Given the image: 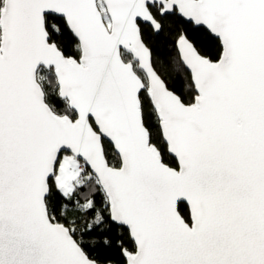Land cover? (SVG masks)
Returning a JSON list of instances; mask_svg holds the SVG:
<instances>
[{
  "label": "snow or ice",
  "instance_id": "obj_1",
  "mask_svg": "<svg viewBox=\"0 0 264 264\" xmlns=\"http://www.w3.org/2000/svg\"><path fill=\"white\" fill-rule=\"evenodd\" d=\"M0 264H264V0H0Z\"/></svg>",
  "mask_w": 264,
  "mask_h": 264
}]
</instances>
